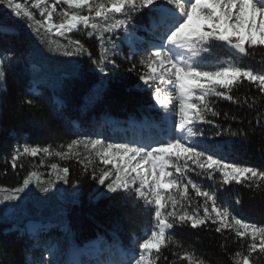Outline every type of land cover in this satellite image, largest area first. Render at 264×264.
<instances>
[{
	"label": "snow or ice",
	"instance_id": "snow-or-ice-1",
	"mask_svg": "<svg viewBox=\"0 0 264 264\" xmlns=\"http://www.w3.org/2000/svg\"><path fill=\"white\" fill-rule=\"evenodd\" d=\"M0 5L9 11L10 18L25 21L40 37H49L53 30L57 37L80 31L88 37L95 36L100 41V53L91 63L103 77L120 68L113 57L119 55L121 45L113 37L122 33V42L128 43L131 57L141 56L126 70L137 74V87L152 89L155 103L175 115L173 134L155 146L83 136L55 148L24 143L13 149L14 170L22 157L43 155L61 160L80 157L84 174L103 187L91 198L131 193L142 204L150 220L141 236L132 238L130 247L120 251L119 259L97 258L96 264H158L162 259L167 261L166 249L175 257L171 264H208L190 245L185 247L174 230L212 229V226L224 238L221 248L226 247L229 237L239 244L230 256L232 264H257L264 259V223L239 217L231 201L220 192L232 184L264 191V168L229 162L220 154L219 145L208 146L199 139L205 135L200 125H214V118L221 115L216 107L218 100L246 104L248 108L257 104V97L241 100L233 94L245 81L264 96V70L211 56L217 47H227L241 58L253 55L250 49L264 52V0H33L31 7L38 9L40 19L17 0H0ZM137 18L142 21L140 28L150 33L151 41L142 40L135 29L129 28ZM11 27L8 21L0 20V35H6ZM47 42L49 48L55 44L64 56L87 53L91 58L78 39L69 38L67 44L52 39ZM15 58L12 51L0 52V88L4 92L7 68ZM105 83L101 80L98 95L105 90ZM23 103L32 107L36 102L26 99ZM223 115L226 120L237 119L227 112ZM231 135L247 140L243 131ZM81 148L86 155L79 151ZM50 168L49 176L54 173L55 179L42 180L41 174L33 170L18 186L0 187V193H6L0 204L19 200L34 181L43 193L49 192L57 181L69 183L67 166L53 162ZM193 173L214 181L216 187H205L192 178ZM78 185L79 181L72 186ZM73 195L78 197L79 192ZM234 202L241 203L238 195ZM48 251L52 254L54 246ZM99 254L98 250L97 257ZM26 264H53V261L43 255L35 260L26 256ZM72 264L83 262L75 260Z\"/></svg>",
	"mask_w": 264,
	"mask_h": 264
},
{
	"label": "trees",
	"instance_id": "trees-1",
	"mask_svg": "<svg viewBox=\"0 0 264 264\" xmlns=\"http://www.w3.org/2000/svg\"><path fill=\"white\" fill-rule=\"evenodd\" d=\"M21 3L27 7V2ZM0 20H6L12 25L6 35H0V52L12 51L16 57L7 68L4 82L7 91H2L0 95V187L18 186L25 175L33 170L47 176L52 172L50 164L55 162L61 167L69 168L67 186L70 191L65 194L72 196V199L63 196V208L60 212L43 205L38 209L31 207L27 212H16L13 219L0 217V264H26L25 254L34 260L38 259V252L53 240L61 250L59 260H64L62 262L66 264L70 262L71 247H81L98 236L111 244L128 246L133 237L140 236L150 220L142 204L138 203L131 193L91 198L97 191H103V187L92 180L90 175L84 174L80 157L69 160L43 155L22 157L14 170L11 166V154L15 147L24 143L42 147L52 145L55 148L83 136L99 137L109 142L147 140L153 144L163 141L154 127L147 125L135 128L126 124L127 120H145L157 124L162 131L166 126L162 114L154 108L152 89L137 87V74L126 70L141 56L132 58L118 34L113 39L121 47L118 49L119 55L113 59L120 68L111 72L108 77H103L91 63L100 53V41L95 36L88 37L86 32L80 31L67 33L63 38L64 44L68 43L69 38L80 40L87 52L91 53V58L87 53L56 56L50 54L48 48L38 57H32L30 39L24 30L26 22L10 18L9 11L2 5ZM141 24L142 21L137 18L129 28L136 29L146 40H152L150 33L140 28ZM70 50L73 51V48ZM212 52L220 57H230L241 66L264 70V52L259 49H250L253 55L243 59L232 56L225 47L214 48ZM101 80L106 82L105 90L98 95L96 90ZM33 83L37 89L32 88ZM233 94L241 100L245 97H257V104L248 108L246 104L238 105L218 100L216 107L221 115L214 118L215 124L200 125L205 133L204 144L219 145L222 149L220 154L229 162L264 168V96L247 81ZM53 97H57L62 103L58 105ZM26 99H33L35 106L24 104ZM225 112L229 117L236 116L237 119L226 120L223 115ZM258 113L261 114L259 117ZM257 119L260 120L259 124ZM109 120L112 122L109 123ZM171 121L173 126L174 113H171ZM241 131L247 134V140L242 136L231 135V132ZM217 132L221 135H215ZM41 160L44 161L43 164ZM20 164L23 167H20ZM192 176L208 186L216 187L214 181L196 177L194 173ZM77 181L79 185L74 188L72 185ZM75 192H79L78 197L73 195ZM220 192L222 197L231 201L239 217L249 222L264 223V191L232 184L225 186ZM237 195L241 200L239 205L234 202ZM47 216L52 218H45ZM28 219L50 224V227L40 229L34 234L12 228L23 226ZM214 227L212 226V229ZM212 229L193 230L183 227L176 228L174 234L185 247L190 245L195 249L196 254L202 256L208 264H232L230 256L239 248V244L233 243L229 237L226 247L221 248L224 238ZM164 255L168 258L167 261L162 259L158 264H171L175 259L170 250H164ZM101 257L102 253L99 257L94 253L84 258L83 264H96L97 258ZM50 260L56 264L52 258ZM257 264H264V259L258 260Z\"/></svg>",
	"mask_w": 264,
	"mask_h": 264
},
{
	"label": "rangeland",
	"instance_id": "rangeland-1",
	"mask_svg": "<svg viewBox=\"0 0 264 264\" xmlns=\"http://www.w3.org/2000/svg\"><path fill=\"white\" fill-rule=\"evenodd\" d=\"M17 2L21 3V2H27V7L30 8V10H32L34 13H36V17L37 19H40L39 16V12L38 9L32 8L31 4L33 3V0H17ZM58 6V10H59ZM63 7H67L66 5H63ZM54 22H56L57 18L54 16L53 17ZM131 29V28H130ZM24 30L27 33L29 39H30V43H31V50H30V55L32 57H38L39 54L46 50L48 48V51L50 54H55L57 55H62L61 51H57L56 50V45L53 44L51 46V48H49L48 45V39H52V40H56L61 44H64L63 42V38L64 37H57L54 35V31L53 30V34H51L49 37H40L37 36L35 33H33L32 29L27 27V23H25L24 25ZM136 31V29H135ZM67 34V33H66ZM65 34V35H66ZM136 35L137 37L141 38L144 41H151V40H146L142 35L139 34V32L136 31ZM122 36L123 34L121 33L119 35L120 40L122 41ZM44 39L45 42H41V40ZM67 44V43H66ZM124 46H126L129 50V46L128 43L126 41L123 42ZM130 51V50H129ZM73 52H75V48H73ZM54 55V56H55ZM211 56L215 59H218L220 61H233L230 57H220L217 53L212 52ZM240 59V58H238ZM46 62V61H44ZM36 70V69H35ZM36 72H34L35 74ZM162 87H164V85H161ZM170 87V86H169ZM32 88L33 89H37L36 88V84H32ZM3 89L0 88V95L2 93ZM53 100L55 103H57L58 105L60 104V101L57 97H53ZM154 107L157 111H160L162 114V120L165 122L166 126L164 128V131H162V129L160 127L157 126V124L153 123V122H147L145 120L141 121L138 125H140L142 128L144 126H150V127H154L156 128L157 132L160 134V138L164 141L166 139L169 138L170 135L173 134V126H172V121H171V112H165L164 109L160 108L159 105H157L155 103L154 100ZM109 123H111V121H109ZM131 123V122H130ZM203 143H204V138L200 137L199 138ZM113 143H125V142H116V141H112ZM134 143L137 144H145V145H152L155 146L157 143H151L147 140H143V141H136ZM81 152H84V150L81 148L80 149ZM111 166V165H110ZM112 167V166H111ZM193 179H195L192 176ZM41 179L42 180H49V179H55V174L53 173V175L50 177L49 175L47 176H43L41 175ZM196 180V179H195ZM199 183L203 184L205 187H209L207 184L198 181ZM47 186V185H44ZM68 191H70V189L68 188L67 184L63 183L62 181H57L55 186L53 188H51V190L47 193H43L39 190V188L36 187L35 181L30 185L29 189L26 190V193L21 194V198L19 200L16 201H6L3 204H0V217L3 219H13L14 215H16V212H27L29 208L34 207L36 209L40 208L41 206L45 205L49 208H51L52 210L56 211V212H60L61 209L63 208L62 206V201H63V196H65L67 199H72L71 195L65 194L68 193ZM6 193H0V199L3 198V195H5ZM15 213V214H14ZM16 217V216H15ZM45 218H52L50 216H47ZM31 222H36L39 223L37 225H30L28 227V223ZM50 227V224H43L39 221H35L33 219H28L24 222L23 226H13L12 228H17L19 229L21 232H26L29 234H34L36 233L38 230L43 229V228H48ZM143 233V232H142ZM141 233V234H142ZM140 234V236H141ZM131 242V241H130ZM130 242L128 244V246H121L118 243L115 244H111L110 242L106 241L103 237L98 236L97 238L85 243L83 246L81 247H72L69 250V258H70V262L68 264H72L73 261L75 260H80V261H84V258H88L89 255H93L94 253H102V257L100 258V260H109V259H119L120 258V251H126L129 247H130ZM58 243H56V241H52L49 245H47L46 247H43V249H41V251H39L38 253H40V256L43 255V257L45 259L50 260L51 258L56 262V264H66L63 263L62 261L64 260H59V257L61 255V250L59 245H57ZM55 251L52 254H49L48 248L53 247ZM104 251V252H103ZM26 256H29L28 254H25V261H26Z\"/></svg>",
	"mask_w": 264,
	"mask_h": 264
},
{
	"label": "water",
	"instance_id": "water-1",
	"mask_svg": "<svg viewBox=\"0 0 264 264\" xmlns=\"http://www.w3.org/2000/svg\"><path fill=\"white\" fill-rule=\"evenodd\" d=\"M225 49L227 50V52L228 53H230L232 56H234V57H237V58H240V59H243V58H245V57H243V58H241V57H239V56H237V55H235L233 52H232V50H230L229 48H227V47H225Z\"/></svg>",
	"mask_w": 264,
	"mask_h": 264
},
{
	"label": "bare ground",
	"instance_id": "bare-ground-1",
	"mask_svg": "<svg viewBox=\"0 0 264 264\" xmlns=\"http://www.w3.org/2000/svg\"><path fill=\"white\" fill-rule=\"evenodd\" d=\"M31 224H32V225H37V224H39V223H36V222L31 223V222H29V223H28V227H29Z\"/></svg>",
	"mask_w": 264,
	"mask_h": 264
}]
</instances>
